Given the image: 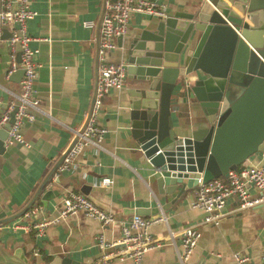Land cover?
Here are the masks:
<instances>
[{"label":"crops","instance_id":"crops-1","mask_svg":"<svg viewBox=\"0 0 264 264\" xmlns=\"http://www.w3.org/2000/svg\"><path fill=\"white\" fill-rule=\"evenodd\" d=\"M152 1L170 15L181 9L191 10L197 0ZM105 5L106 0H30L37 15L27 22L26 32L34 38L30 47L38 50L35 55L39 64L35 89L42 111L37 113L35 122L27 123L22 129L26 144L8 147L0 157V204L9 216H19L8 227L0 229V247L14 262L19 261L16 253L21 250L31 264H50L55 256L69 258L72 264H96L102 255L97 243L99 234L103 233L105 239L111 241L120 236L121 221L139 214L146 219L166 217L165 222L151 227L153 236L162 247L150 251L144 264H180V231L204 215L191 208L195 187L186 190L180 198L178 191L161 193L152 178L149 162L143 161L124 141L122 129L127 123L123 117L124 100L131 86L128 79L122 91L107 95L109 100L100 117V122L108 128L103 149L88 147L76 165L61 174L62 185L53 179L49 186L60 193L47 207L43 196L50 187L38 195L42 184L62 164V158L73 146L77 132L82 130L90 113L98 82L100 26ZM134 14L136 17L132 22ZM134 14L129 32L123 39L125 44L153 17ZM86 21L94 23L93 27H85L83 23ZM14 29L18 28L9 26V32ZM9 40L2 37L0 42V117L22 92L21 82L8 75ZM125 48V45L124 48L119 46L110 55V60H127ZM184 108L185 105L182 111H175L173 119L175 126L186 136L201 126L202 118L190 115ZM249 162L264 167V154H255ZM103 177H112L114 184L102 187L100 181ZM84 184L90 186L88 194H83L102 209L113 212L116 224L104 227L80 214L50 227L43 237L19 226L28 223L23 211L30 205L42 207L35 220L54 216L67 190L81 192ZM251 193L258 195L254 189ZM237 207V201H229V214L218 225L201 228L202 238L186 264H237L235 256L238 254L249 256L248 264H264V205L239 212ZM158 208L160 212L154 214L153 209ZM140 209L145 211L140 214ZM170 230L175 233L174 240L169 239ZM14 262L0 255V264H16ZM130 263L126 261L124 264Z\"/></svg>","mask_w":264,"mask_h":264},{"label":"water","instance_id":"water-1","mask_svg":"<svg viewBox=\"0 0 264 264\" xmlns=\"http://www.w3.org/2000/svg\"><path fill=\"white\" fill-rule=\"evenodd\" d=\"M2 37H12L9 25ZM124 37L118 43L126 46L131 86L124 100L127 123L122 137L149 162L161 193L178 191L180 198L197 185L200 176L206 182L228 177L255 154H264V0H197L191 10L153 16L126 44ZM18 49L22 62L20 45ZM23 75L20 69L11 77L21 82ZM242 79L246 83L240 89ZM231 85L233 93L235 88L241 90L235 98ZM183 105L184 111L202 118L201 126L186 136L173 119ZM17 109L0 129V156L6 152L8 129ZM56 171L38 195L52 183ZM56 182L62 185L61 180ZM89 186L84 184L81 192L88 194ZM59 193L50 187L43 196L44 205ZM18 217L9 216L0 204V229ZM0 255L14 262L2 247ZM16 257V264H31L21 250ZM50 264H72V260L55 256Z\"/></svg>","mask_w":264,"mask_h":264},{"label":"built area","instance_id":"built-area-1","mask_svg":"<svg viewBox=\"0 0 264 264\" xmlns=\"http://www.w3.org/2000/svg\"><path fill=\"white\" fill-rule=\"evenodd\" d=\"M0 42L4 27L20 23V28L12 31L9 40V71L11 76L20 69L24 70L21 80V95L13 101L0 117V128L8 124L13 111L17 109L14 123L8 129L5 141L6 149L15 144H26L23 127L27 123L37 120V113L41 112L40 99L37 96L35 85L38 78L39 64L35 60L38 50L30 47L34 40L26 32V24L33 19L37 12L30 6V0H0ZM134 13H143L150 16H163L165 9L152 0H106L104 16L100 27L98 49V82L94 101L82 130L77 132L73 146L65 154V158L54 174L58 181L61 174L76 165L79 157L88 148L103 149L108 128L100 122L103 110L104 97L113 91L120 92L125 88L127 79L126 60L114 62L110 55L119 49L118 39L126 36L130 29V20ZM85 27H93L94 23L86 21ZM36 40H39L35 38ZM41 41H49L41 39ZM18 45L21 46V60H18ZM102 187H111L114 184L112 177H103L100 181ZM195 198L191 208L203 213V217L184 226L180 231L182 251L179 252L180 264H186L192 257L199 241L202 238L201 228L207 225H218L228 214L229 201H237L236 211H243L264 205V167L253 165L249 162L242 164L237 170L229 172L228 177H221L206 182L200 176L195 186ZM254 189L258 195L253 196ZM42 212V207H32L26 212L29 220L25 225H19L27 232H33L37 237H43L48 229L62 221L83 214L89 219L100 222L104 227L117 223L113 212L99 207L93 200L81 192L67 190L57 214L35 220L34 217ZM164 215L146 219L135 214L131 218L121 221V234L111 241H107L103 233L97 237L102 255L96 264H144L146 255L162 244L153 236L151 227L154 224L165 222ZM169 239H175L174 231L170 230ZM237 264H248L250 257L238 254L235 256Z\"/></svg>","mask_w":264,"mask_h":264},{"label":"rangeland","instance_id":"rangeland-1","mask_svg":"<svg viewBox=\"0 0 264 264\" xmlns=\"http://www.w3.org/2000/svg\"><path fill=\"white\" fill-rule=\"evenodd\" d=\"M0 11H1V3H0ZM135 15H136V14L133 15L132 22H134V18L136 17ZM130 21H131V20H130ZM129 24H130V23H129ZM129 26H130V25H129ZM113 61H114V62H118V60H115V59H113ZM245 83H246L245 80L242 79V81H240V84H239V85H241V86H240L239 88L242 89L243 84H245ZM127 84H128V80L125 79V81H124V85L127 86ZM232 85H233V84H232ZM232 85H231V87H230L229 90L231 91V97H232V98H235V97L237 96V94H238L241 90H240V89L238 90V88H235V92L233 93V92H232V89H231V88H232ZM108 100H109V96H105L104 99H103V101H104L103 108H104V106L106 105V103H107ZM0 157H1V156H0ZM31 209H32V208H31ZM31 209H30V210H31Z\"/></svg>","mask_w":264,"mask_h":264}]
</instances>
